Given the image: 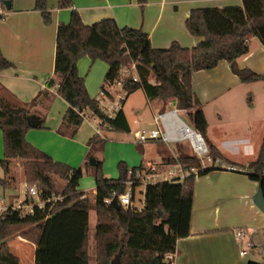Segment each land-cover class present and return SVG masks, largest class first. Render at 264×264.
<instances>
[{"label":"trees","instance_id":"16d2710c","mask_svg":"<svg viewBox=\"0 0 264 264\" xmlns=\"http://www.w3.org/2000/svg\"><path fill=\"white\" fill-rule=\"evenodd\" d=\"M0 0V7L5 10V2ZM47 0H35L34 10L47 19ZM73 0H58V8L71 7ZM241 7L198 8L190 11L185 21L191 35L201 37L203 41L187 49L172 43L165 49L151 47L147 34L141 30L119 28L114 20L105 19L91 26L81 22L79 14L72 11L68 24H60L56 30L53 76L46 86L57 85L56 93L68 105L63 115V123L79 127L83 123L80 112L86 111L103 119L104 115L96 99L91 98L85 88L84 79L79 76L77 62L88 57L92 62L100 60L107 64L101 91L120 80V69L131 63L135 64L138 81L124 79L121 89L125 99L142 90L148 100L163 103L175 102L178 111L188 113L192 128L203 137L207 122L200 103L191 87V75L198 71L215 68L219 62L226 61L232 73L242 83L264 81V75H257L248 69H239L236 61L247 53V42L257 38L264 45V0H241ZM13 67L0 51V72ZM46 92H42L35 102H42ZM42 98V99H41ZM26 108L12 105L0 97V130L3 140V160L0 166L4 174L9 172V162L14 159L26 161L25 175L30 181L39 183L41 201L51 199L56 193L51 175L67 181L63 200L45 204L39 210L35 208L31 215L22 216L19 212L7 208L0 215V264H19L6 239L15 227L33 225L38 230V237L46 224L83 223L88 221L91 209L89 200L78 192L79 180L83 170L70 167L51 160L49 156L37 150L25 140L30 129L42 128L41 123L33 127L28 119ZM108 129L128 133L129 127L121 108L111 119L105 120ZM213 159H220V154L213 146H208ZM264 162V135L255 161L248 164L258 172ZM183 170L196 169L197 175H204L215 168L202 169L194 156H179L175 164ZM232 166L236 164L230 163ZM88 168V161L84 163ZM140 168H132L135 173ZM119 177L108 180L103 173L102 163L94 166V183L96 195L94 210L96 226V264H166L164 257L174 254L177 241L190 234L191 210L193 202V184L195 175H189L183 183L156 182L145 185L144 204L141 210L133 207L115 209L104 201L125 193L129 181L128 168L124 163L118 164ZM252 181L261 182L264 195V180L254 175H247ZM0 185L8 187L5 178H0ZM33 185L29 183L28 186ZM160 212V213H159ZM84 229L81 246L75 252L76 259L87 260V233ZM70 234L66 231H51L43 236V244L38 245L35 264H59L57 256L48 252L55 243L66 242L70 245ZM54 245V246H50ZM65 245L58 248L64 249ZM41 255L43 261L38 258ZM48 254L53 261L48 260ZM64 255V254H63ZM79 260V261H80ZM247 264H258L248 261Z\"/></svg>","mask_w":264,"mask_h":264},{"label":"crops","instance_id":"0c3cea01","mask_svg":"<svg viewBox=\"0 0 264 264\" xmlns=\"http://www.w3.org/2000/svg\"><path fill=\"white\" fill-rule=\"evenodd\" d=\"M56 3L58 0L48 1L47 19L34 10L35 0H13L10 11L0 7V51L13 65L0 72V97L12 105L26 108L32 122L42 125V128L30 129L25 134L26 142L52 161L74 170L86 161L95 164L100 162L105 168L110 154H115L114 163H124L127 168H140L143 173L148 172L150 166H155L159 173L175 167L176 164L169 163L166 157L170 155L176 160L179 157L177 149L159 143L160 150L156 156V151L151 154L146 151L149 149L147 146L153 144L135 143L134 135L148 120V112L154 121L156 115L171 109L169 103L175 106L171 100L167 103L148 100L142 90H137L121 103L129 127L128 133L103 127L100 137L94 135L83 138L80 135L83 123L79 127H72L60 119L55 126L44 125L45 117L42 119L37 109L46 111L54 98L60 99L66 110L68 107L56 93L57 85L51 88L46 86L47 81L54 78L57 27L68 24L71 12L76 11L85 26L112 19L119 28L141 30L147 34L154 49H165L172 43L191 49L203 41L201 37L191 35L186 28L185 21L191 10L241 7V0H73L71 7L66 9H59ZM247 48V53L237 59V67L264 75V45L257 38H251ZM107 69L106 63L100 60L92 62L88 57L77 62L78 74L84 79L91 98L98 100L97 95L101 92ZM116 87L120 88V93L122 89L118 84L106 87L107 98L113 99L112 103L116 100V93L113 92ZM191 87L207 122L204 136L206 144L216 149L225 165L233 163L244 167L255 161L264 135V81L242 83L232 73L229 64L221 61L213 69L193 73ZM42 92H46L45 98L34 106L32 102ZM136 95L141 100L139 105L132 103ZM122 99L118 97L119 101ZM174 119L180 127L181 121L176 117ZM48 120L53 118L49 117ZM87 125L93 132L97 126L91 122H87ZM85 141L87 143L84 146ZM113 146L116 151H112ZM189 153L192 154L190 148ZM0 160H3L1 130ZM215 169L200 176L196 169H192L190 175H195V179L190 234L177 241L175 253L170 254L172 264H242V259L238 258L234 231L243 227L257 230L255 227H262L257 225L258 222L264 224V216L253 204L256 181L244 174ZM88 171L94 179V166L89 165ZM116 175L117 171L111 176L104 173L108 180H117ZM81 179L77 190L88 194L80 187ZM19 186L25 190V185L21 183L13 189ZM90 194L95 199V183ZM10 199L7 208L24 202L19 196H11ZM236 202L242 203L245 216L239 222L234 220L235 223L230 224L226 211L234 212L231 205ZM3 203L4 198L1 205ZM15 243L22 249L28 246L21 237ZM33 246L36 248V245Z\"/></svg>","mask_w":264,"mask_h":264},{"label":"rangeland","instance_id":"374dc122","mask_svg":"<svg viewBox=\"0 0 264 264\" xmlns=\"http://www.w3.org/2000/svg\"><path fill=\"white\" fill-rule=\"evenodd\" d=\"M48 1L46 2V10H48L47 6H48ZM57 7L58 4L56 3ZM120 88L116 87L113 92L116 93V100L114 102V106L119 110L121 108V103L118 100V97H125V94L121 91L120 93H118L120 90ZM98 99H99V95ZM140 97L138 95L134 96L133 98V104L134 105H139L141 103V100L139 99ZM42 99V98H41ZM36 99L32 102V104L35 106L36 104H39V102H35ZM110 102H113L114 100L111 99L109 100ZM109 101H106L105 103H107L109 105ZM170 101V100H169ZM167 101V102H169ZM166 102V103H167ZM169 107L171 109H175V106H173L171 103H169ZM41 114L40 117H42V119L45 117V126H55L54 124H56V122H58L60 119L63 118V115L66 111V106L65 104L58 98H54L48 105V107L45 109L46 111H40V109H37ZM117 110V111H118ZM116 111V112H117ZM116 112H114V114H116ZM36 114V115H37ZM147 118L148 120L146 121V123L143 125V127L141 129H156V125L154 123V121L152 120V117H150L149 112L147 113ZM46 115V116H45ZM178 116H180L182 119H184L186 121V123L190 126V122L188 119V113L184 112V111H178ZM51 117L53 118V120L49 121L48 118ZM34 123H36L35 121H33ZM151 122V123H150ZM149 123L151 124L149 126ZM92 125L96 126V123H92ZM80 135L83 138H87L88 136H94V132L93 130L87 125V122L83 121L82 124V128L80 130ZM205 140V137H204ZM206 142V140H205ZM87 141L84 142V146L86 145ZM136 143V142H135ZM147 144H153V145H149L147 146L146 149L148 154L153 153V151H156L155 155L157 156L159 154V150H160V146L158 145L159 142H153V143H147ZM140 145H145V144H140ZM170 149L175 148L177 149V157L178 156H192V154L189 153V146L187 143H182V144H175V145H169L167 146ZM110 148V147H109ZM102 150V149H101ZM112 151H116V147H112ZM109 155V152H108ZM154 155V154H153ZM4 156V155H3ZM115 154H110V158L108 157V159H106V164H105V168L103 167V171L105 174H109L110 176L117 171V174L115 176V178L119 177V171H118V163H114L113 162V158H114ZM176 157V158H177ZM90 157H88L89 159ZM167 160L169 163L171 164H175L176 160L172 158V156L168 155ZM87 159V160H88ZM9 172L8 174H4V170L3 168L0 166V178H5L6 182L8 183V186L10 187H6L4 188L3 186L0 185V215L4 212V209L8 207L9 203H10V197L11 196H19L21 200H25V190L23 189V187L17 188V189H13L16 188L20 183L25 185L26 187H31V186H35L38 191L39 190V183L37 182H33L30 181L28 179V177L25 175V170H27V167H25L26 161L22 160V159H14L11 160L9 162ZM63 164V163H62ZM89 164V161H88ZM67 166V165H66ZM103 166V165H102ZM69 167V166H68ZM79 168H81L83 170V176L82 179L80 181V187L82 190H85L87 193H84V195L86 196V198L89 200L90 202V206L91 209L89 211V215H88V221L85 224L83 223H56V224H46L44 230L42 231L41 235L39 236V240L36 243V239L38 237V230L36 229L35 226L33 225H26V226H20V227H15L11 230L10 236L6 239V243L12 246H9L11 249V252L18 257L19 259V264H35L36 261V252L38 251V245L43 244V236L46 235V233H49L50 231L52 233L54 232H61V231H66L70 234V245L66 242H62V243H55L54 245H50V246H54V247H47L45 249L48 250V252H50L52 255L57 256L56 259H53L54 257L50 254H48V260L53 261V260H59V264H96V240H95V235H94V226H95V211H94V198L92 197V195L90 194L91 189L94 186V179L92 174L89 173L88 168L86 169V167L83 165H81ZM132 168H128V170H131ZM51 180L54 184L55 187V191L56 193L54 194V196H58L61 195L62 193H64L66 185H67V181L59 178L58 176L55 175H51ZM158 181H156V179H152L151 183H156ZM29 183H32L33 185L28 186ZM257 186H258V182ZM12 187V188H11ZM127 189V188H126ZM143 191H144V184L141 183L140 185L135 186L134 188V198L132 200V204H133V208L136 210H141L144 204V197H143ZM4 198V203L3 205H1V200ZM27 200V197H26ZM28 202V200H27ZM231 206H233V211L234 212H228L226 211V217H229V222L230 224H234V220L239 222V219L243 218L244 215V210L242 208V203L240 202H236L234 204H232ZM26 209L23 210V212H25ZM25 215V214H22ZM234 217V218H233ZM240 222H242L240 220ZM257 225L262 226V227H255V229L258 230V228H260V230H264V224L263 222H258ZM86 229V233H87V260L85 262H81V260L79 261L78 259H76L75 257V252L80 249L81 246V241H82V236L84 234V229ZM244 228V227H243ZM18 237H21L23 239H25L27 241V248L26 249H22L19 246H16L15 240L18 239ZM36 245V248L33 246ZM60 245H65L64 249H60L58 248V246ZM64 254V255H63ZM41 255L38 254V258H40ZM239 259H242V264H247L248 261H253L256 262L258 264H262L263 261L261 258H259L258 256H254V255H248L244 258L238 257ZM53 259V260H52ZM41 261H43V258H40ZM43 264V263H41ZM53 264V263H52Z\"/></svg>","mask_w":264,"mask_h":264},{"label":"built area","instance_id":"2783aa9c","mask_svg":"<svg viewBox=\"0 0 264 264\" xmlns=\"http://www.w3.org/2000/svg\"><path fill=\"white\" fill-rule=\"evenodd\" d=\"M119 74L120 80L116 84L120 86L124 79H131L134 82L138 81L134 63L121 67ZM106 101H109L107 94L101 91L99 93V99L97 102L104 115L103 119H99L98 117L93 116L86 111L79 113L83 121L96 123L97 126L94 129L95 137H100L102 135L101 129L103 127L108 128L105 120L113 118L115 116L114 112L118 110L114 106V103L109 101L108 105L105 103ZM173 116L181 121L182 125L180 127L177 125L175 120H173ZM154 123L157 127L156 129H140L135 133L134 139L137 144L159 142L166 145H175L187 143L192 152V156H194L200 162L202 169L222 168L227 171L239 174L254 175L259 179L264 180V162L260 170L255 172L248 165L244 167L225 165L222 160L213 159L209 153L208 145L206 144L204 137L195 131L191 125L189 126L184 119L178 116V110L176 108L169 109L161 114L156 115L154 118ZM191 172H193L192 169L185 171L178 163L175 167H169L162 173H159L155 166H150L148 172L144 173L140 170L135 171V173L129 170V181L127 182V189L125 193L118 197L113 194V197L106 199L104 203L108 206H111L110 204L112 199L116 197L119 206L123 207L124 209L132 208V197L134 195L135 186L141 183L144 185L153 184L151 183L152 179H156L158 182L183 183L185 178H187ZM62 200L63 195L61 194L58 196L55 195L47 201H41L40 192L35 186H25L24 202L11 207V209L14 212H19L21 215H31L35 208L41 210L44 208L45 204L57 203L61 202ZM24 209H26L25 212H23ZM234 241L237 245L238 254L240 257H246L248 255L258 256L262 259V264H264V230L238 228L234 231ZM164 260L166 264H172V258L170 257V254L165 255Z\"/></svg>","mask_w":264,"mask_h":264},{"label":"water","instance_id":"95a60500","mask_svg":"<svg viewBox=\"0 0 264 264\" xmlns=\"http://www.w3.org/2000/svg\"><path fill=\"white\" fill-rule=\"evenodd\" d=\"M4 8L7 11L11 10V3L10 2H5L4 4ZM28 119H31L28 116ZM38 124H34L33 123V127H37ZM89 165L91 166H95V163H93L92 161H89ZM253 204L255 205V207L261 212V214L264 216V195L262 192V185L261 182H258V186H257V191L253 197ZM111 207L115 208V209H119V204L117 202V198L114 197L111 201ZM160 213V212H159Z\"/></svg>","mask_w":264,"mask_h":264},{"label":"bare ground","instance_id":"6f19581e","mask_svg":"<svg viewBox=\"0 0 264 264\" xmlns=\"http://www.w3.org/2000/svg\"><path fill=\"white\" fill-rule=\"evenodd\" d=\"M171 119H172V117H171ZM177 119H178V118H177ZM173 120H175L174 117H173ZM175 122L177 123V121H175ZM180 123H181V122H180ZM181 125H182V123H181Z\"/></svg>","mask_w":264,"mask_h":264}]
</instances>
